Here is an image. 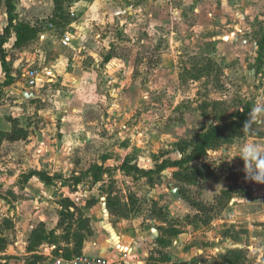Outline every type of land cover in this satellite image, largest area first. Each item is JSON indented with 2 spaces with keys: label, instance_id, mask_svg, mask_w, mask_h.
I'll return each instance as SVG.
<instances>
[{
  "label": "rangeland",
  "instance_id": "1",
  "mask_svg": "<svg viewBox=\"0 0 264 264\" xmlns=\"http://www.w3.org/2000/svg\"><path fill=\"white\" fill-rule=\"evenodd\" d=\"M61 5L55 11L53 0H0V17L9 8L13 18L6 30L0 25V134L12 120L26 134L0 142V264L66 257L76 233L88 238L80 217L126 247L105 260L145 241L139 258L146 264H264V183L246 179L239 158L244 144L264 146V114L252 113L264 106V0ZM18 24L37 31L21 47ZM65 34L73 37L68 47L60 45ZM33 68L57 80L30 90L24 74ZM247 105L241 134L189 164L203 169L196 182H181L178 168L158 170L190 153L180 144L238 121ZM97 167L106 171L93 182ZM135 168L155 172L141 176ZM31 171L52 184L25 182ZM108 203L128 216L110 212ZM40 223L48 237L24 257L26 236Z\"/></svg>",
  "mask_w": 264,
  "mask_h": 264
},
{
  "label": "trees",
  "instance_id": "2",
  "mask_svg": "<svg viewBox=\"0 0 264 264\" xmlns=\"http://www.w3.org/2000/svg\"><path fill=\"white\" fill-rule=\"evenodd\" d=\"M55 4V11L60 10L61 8V0H53ZM7 13H8V27L12 24L13 18L11 17V9L7 8ZM52 24V23H51ZM7 27V28H8ZM6 28V29H7ZM37 34V31L30 27L29 25L26 24H18L16 27V41L15 45L16 46H21L22 44L30 41L33 39ZM4 44V41H0V46ZM258 49H259V55L264 53V35L260 39L258 43ZM251 106L247 105L245 108L239 112L237 111L236 116L238 117V121H230L225 123L224 125L221 126H212L209 129H207L203 134L200 136L196 137V139L191 143L184 142L179 145L180 151L183 153L186 151L188 147L191 148L190 153L184 157L183 159L176 160V161H164L161 165L158 166V170L162 171L167 168H178L179 171L177 173V177L181 182L184 183H194L203 176V169L200 167H193L189 168V164L193 161H196L200 159L203 156L207 155V152L209 149L219 147L225 143L231 142L234 140L235 137L240 135L242 132L241 130V124L244 126L250 121V117L248 115L250 111ZM241 130V131H240ZM26 138V134L22 129H19L15 122H12V129L8 133H1L0 134V142L2 140H9V141H16V140H23ZM122 170L125 171L126 166L123 165ZM138 172H140L141 176H148L152 174L155 171H141L135 168ZM106 169L102 167H97L95 173L92 175L93 182H98L102 175L105 173ZM32 177H38L40 181L45 183L46 185H51L53 179L49 177L46 173L41 172V171H31L25 176V182L28 181V179ZM79 183V179L76 180V184ZM108 210L112 213L115 214H121L122 217L126 218L128 215H124L123 213H118L116 211V207L112 203H108L107 206ZM67 214L68 210L65 209ZM117 212V213H116ZM62 215V213H61ZM120 215V216H121ZM84 224V228L87 230V236L91 235V229L88 224V219H83L80 217ZM171 235H178L179 232L174 231L173 233H170ZM48 237V233H46L45 227L43 223H40L35 229L32 230L30 233L28 240H27V247L26 251L27 252H34L35 249L42 244ZM85 238L84 236L80 235L79 233H76L74 235V246L69 251V254L66 257H63L65 259H70L72 257L76 256H81L82 255V247H83V242ZM234 253H232L233 255ZM237 259L234 261L230 262V264H236Z\"/></svg>",
  "mask_w": 264,
  "mask_h": 264
},
{
  "label": "crops",
  "instance_id": "3",
  "mask_svg": "<svg viewBox=\"0 0 264 264\" xmlns=\"http://www.w3.org/2000/svg\"><path fill=\"white\" fill-rule=\"evenodd\" d=\"M4 18L6 19V23H5ZM0 25H2V27L6 30V28L8 27V13H5L3 17H0ZM2 27L0 28L1 31L3 29ZM61 38H60V45L62 47H68L73 42V37H71V42L69 43V45L63 46L61 44ZM19 47H21V46H19ZM45 69H47V68H45ZM53 74L55 75V79L53 80V82H55L57 80V75H56V73H53ZM24 81H25V85L27 87V83H26L25 78H24ZM29 94H33V93L32 92L27 93V92H23V91L21 92V96H23V97L27 96L26 99H29V100L34 99V98H30L28 96ZM34 97H35V95H34ZM12 122H14V121L13 120L11 121V129H12ZM17 127H18V125H17ZM32 230H33V228L31 229L29 234L26 236V243H24V246L27 245V240H28V237H29L30 233L32 232ZM113 241H114L113 238H111L108 234L103 236L102 234L98 233L96 228L92 225L91 235H89L88 238H85V240L83 242L82 255L89 257V258H103V257L109 258L113 254L112 253L113 249L116 250L117 246H118V245H114ZM146 248L148 249V246H147V243L145 241L138 242L132 246L129 254L121 253V255H123V257L121 259L120 258L118 259L115 256V258H116L115 260L109 259L107 261H109V263L116 264L115 262H117V260L126 261V258H136V259L138 258L136 261V264H146V261L144 259L141 260L139 258V257L146 256ZM127 252H129V249H127ZM35 253H36L35 251L34 252H27L26 248H24V257H28V256L33 255ZM60 257L63 258L62 256H60ZM60 257H58V258H60Z\"/></svg>",
  "mask_w": 264,
  "mask_h": 264
},
{
  "label": "built area",
  "instance_id": "4",
  "mask_svg": "<svg viewBox=\"0 0 264 264\" xmlns=\"http://www.w3.org/2000/svg\"><path fill=\"white\" fill-rule=\"evenodd\" d=\"M71 42V36L65 34L61 38V44L63 46H68ZM24 78L26 79L27 87L30 90L39 89L42 87V82L50 83L55 79V75L47 69L38 70V69H30L27 70L24 74ZM54 264H112L109 261L102 258H89L86 256H76L70 259L57 258L54 261Z\"/></svg>",
  "mask_w": 264,
  "mask_h": 264
},
{
  "label": "clouds",
  "instance_id": "5",
  "mask_svg": "<svg viewBox=\"0 0 264 264\" xmlns=\"http://www.w3.org/2000/svg\"><path fill=\"white\" fill-rule=\"evenodd\" d=\"M252 113L261 116L264 114V106L254 107ZM239 158L244 162L245 178L254 183H264V164L260 163V159L264 158V146L244 144Z\"/></svg>",
  "mask_w": 264,
  "mask_h": 264
},
{
  "label": "water",
  "instance_id": "6",
  "mask_svg": "<svg viewBox=\"0 0 264 264\" xmlns=\"http://www.w3.org/2000/svg\"><path fill=\"white\" fill-rule=\"evenodd\" d=\"M30 98H34V95L33 94H29L28 95ZM27 97V96H26ZM117 249H121L122 251H125L126 250V247H124V246H121V245H118L117 246Z\"/></svg>",
  "mask_w": 264,
  "mask_h": 264
}]
</instances>
